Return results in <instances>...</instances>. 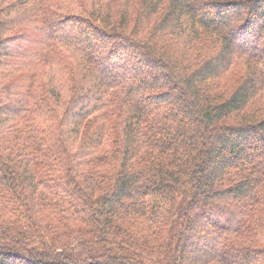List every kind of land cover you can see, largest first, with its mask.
I'll list each match as a JSON object with an SVG mask.
<instances>
[{
    "label": "trees",
    "instance_id": "obj_1",
    "mask_svg": "<svg viewBox=\"0 0 264 264\" xmlns=\"http://www.w3.org/2000/svg\"><path fill=\"white\" fill-rule=\"evenodd\" d=\"M0 67V264H264V0H0Z\"/></svg>",
    "mask_w": 264,
    "mask_h": 264
},
{
    "label": "rangeland",
    "instance_id": "obj_2",
    "mask_svg": "<svg viewBox=\"0 0 264 264\" xmlns=\"http://www.w3.org/2000/svg\"><path fill=\"white\" fill-rule=\"evenodd\" d=\"M27 11L26 7H21L17 9L15 15H13V24L14 27H16L15 31L18 35L23 37V40L19 43L17 48L13 47L11 49V53L13 54L14 59L21 63L29 61L36 52H39V49L44 44V40L48 36V33L45 30L25 27V20H29ZM25 80L26 79H23L21 82L24 83ZM21 82L12 85L11 90H17L19 86H21ZM193 255L200 260H207L210 257L207 249L200 245L195 247Z\"/></svg>",
    "mask_w": 264,
    "mask_h": 264
}]
</instances>
